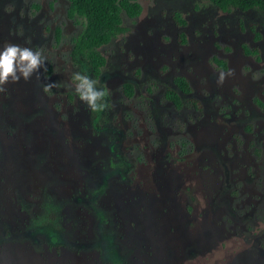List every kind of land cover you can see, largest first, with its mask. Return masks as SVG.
Instances as JSON below:
<instances>
[{"label": "rangeland", "instance_id": "obj_1", "mask_svg": "<svg viewBox=\"0 0 264 264\" xmlns=\"http://www.w3.org/2000/svg\"><path fill=\"white\" fill-rule=\"evenodd\" d=\"M137 2L99 48L107 107L93 127L66 86L79 72L68 0H0V49L47 57L0 93V264H264V13ZM174 75L198 109L164 98ZM46 200L61 230L30 219Z\"/></svg>", "mask_w": 264, "mask_h": 264}, {"label": "trees", "instance_id": "obj_2", "mask_svg": "<svg viewBox=\"0 0 264 264\" xmlns=\"http://www.w3.org/2000/svg\"><path fill=\"white\" fill-rule=\"evenodd\" d=\"M221 11L237 9L246 11L257 9L264 13V0H206ZM140 13L137 0H68L66 15L75 18L80 24L79 31L70 38L69 55L72 65L83 75L86 73L91 79H96L100 73L105 59L99 48L107 44L112 38L125 31L121 24V17L134 18ZM172 18L179 27L184 25L183 19L174 12ZM55 39H58L59 28H54ZM181 35V33H180ZM246 54L257 53L255 48L242 46ZM220 67L224 68V61L213 59ZM123 96L129 97L132 92L131 84L123 82L120 85ZM163 96L172 106L179 109L183 106L194 109L199 108V102L192 96L191 89L181 75L171 77L170 86L165 88ZM100 113L91 115V125L96 127ZM60 206L57 202L43 201L40 210L30 219L36 226L47 230H61L59 219ZM49 241H54V236H48Z\"/></svg>", "mask_w": 264, "mask_h": 264}, {"label": "clouds", "instance_id": "obj_3", "mask_svg": "<svg viewBox=\"0 0 264 264\" xmlns=\"http://www.w3.org/2000/svg\"><path fill=\"white\" fill-rule=\"evenodd\" d=\"M46 59L42 48L34 51L32 48L6 44L0 49V93L6 92L5 86L8 83H17L21 79L27 82L34 73H38L45 66ZM97 84L98 81L77 72L72 77V84L66 86H74L75 94L91 112H102L107 107V93L98 88ZM53 87L57 85H46L44 91L48 93Z\"/></svg>", "mask_w": 264, "mask_h": 264}]
</instances>
